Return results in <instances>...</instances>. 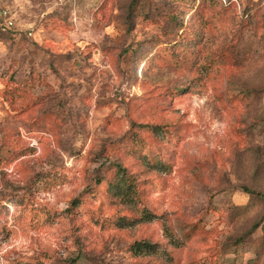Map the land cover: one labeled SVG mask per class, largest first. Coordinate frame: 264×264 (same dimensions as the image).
Returning a JSON list of instances; mask_svg holds the SVG:
<instances>
[{
	"label": "rangeland",
	"instance_id": "1",
	"mask_svg": "<svg viewBox=\"0 0 264 264\" xmlns=\"http://www.w3.org/2000/svg\"><path fill=\"white\" fill-rule=\"evenodd\" d=\"M2 10L0 264H264V0Z\"/></svg>",
	"mask_w": 264,
	"mask_h": 264
},
{
	"label": "trees",
	"instance_id": "2",
	"mask_svg": "<svg viewBox=\"0 0 264 264\" xmlns=\"http://www.w3.org/2000/svg\"><path fill=\"white\" fill-rule=\"evenodd\" d=\"M114 167L116 168V174H117V177L119 178V180L121 181V183H123V185H126L127 189L124 193V196L125 197H128L129 195L132 197L134 196V193H133V188L131 187V179L129 178V175L127 173V169L125 167H123L121 164H114ZM147 219H150V214L147 213L145 211V216ZM142 247H146L147 249L150 248L151 246L149 244H145V243H142V244H136L133 248V251L135 252H139L143 250Z\"/></svg>",
	"mask_w": 264,
	"mask_h": 264
},
{
	"label": "built area",
	"instance_id": "3",
	"mask_svg": "<svg viewBox=\"0 0 264 264\" xmlns=\"http://www.w3.org/2000/svg\"><path fill=\"white\" fill-rule=\"evenodd\" d=\"M1 16L3 18V23L0 24V28L3 32H6L13 26V22L10 18H8V13L4 10L1 11Z\"/></svg>",
	"mask_w": 264,
	"mask_h": 264
}]
</instances>
